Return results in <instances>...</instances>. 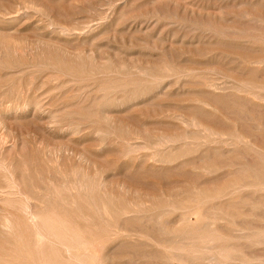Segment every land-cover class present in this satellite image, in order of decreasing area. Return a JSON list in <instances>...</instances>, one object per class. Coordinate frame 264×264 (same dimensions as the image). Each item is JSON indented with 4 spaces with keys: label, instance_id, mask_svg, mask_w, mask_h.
<instances>
[{
    "label": "bare ground",
    "instance_id": "6f19581e",
    "mask_svg": "<svg viewBox=\"0 0 264 264\" xmlns=\"http://www.w3.org/2000/svg\"><path fill=\"white\" fill-rule=\"evenodd\" d=\"M41 1L42 2L40 3L34 2L32 5H30L29 3L28 4L31 8L35 10L41 11L43 13H47L48 15L50 13V16L53 20L50 19L49 23L46 24L47 25L50 24V26L48 27L49 29L52 26L51 24H56V26L58 24V26L55 27V29L53 28L54 30L52 32L54 34L72 36L75 40L76 39L78 40L80 38L83 41L90 42L91 40L92 41H94V39L96 40L99 37V35H103L100 34L99 32L102 29V26L106 25L109 22V18L107 19V16H103L102 18L105 20H102L101 22H97L96 24L89 23V25L83 27L77 26L75 23L74 24L76 26L71 24L68 25L67 23H66L67 25L62 24V21L58 17H56V15L54 16L53 15L54 13L52 14L50 8H48V6L45 5V3L43 2L44 0ZM250 1L252 2L253 0ZM128 2H130V0H122L121 2L120 0L119 1L108 0V6L112 9L111 10L112 13L115 14L114 12L125 7ZM101 3H103V1ZM245 3L242 4L245 5ZM255 4L264 6V0H256ZM178 5L179 4H177V7H180L182 4L180 6ZM188 6L189 7L193 6L191 8L192 11H194V9L196 8V7L194 8V6L196 5L190 4ZM159 7H161V5L153 8L152 10H149L148 13L146 11V13L143 14L144 17L146 16V18L144 19L145 20L148 19V20L146 21L143 20L142 24L139 23L140 24L139 26H137L138 24L136 25L137 27L134 26L138 31L137 33L140 32L142 33V35L144 33L152 35L151 32H153L155 26L162 18L166 20L172 19L173 22H169V23L171 25H174L176 29L181 28L182 24H180L177 21L182 19L179 18L180 12L177 11L179 8L176 9L177 7L175 4H174V8H171L170 6L167 7V5L166 6L164 5L162 8ZM200 7L201 6H199L198 9ZM135 9L137 8L133 7V10ZM249 9L244 8L243 10L241 9L240 12L236 11L237 14L235 16L240 19H244V18L249 19L247 22L250 21L256 27V28L253 27L251 31L246 30L244 28H240L231 23H227L229 17L226 18L227 17L225 16L226 14L225 13L221 14V11H219L220 15L218 17L219 18L218 21L211 20L210 18L202 19V17H200L201 18L200 19L197 16L195 17V15L193 14L194 16L189 17V19L187 20V22L189 21L188 27L190 25V30L191 29H194L193 31H195V29L198 30L199 34L194 35V37L193 35H191L192 36L191 38H186L183 35L180 34L178 35L177 33L178 31L175 32L176 29L174 30L175 33L173 32V34L172 32L170 34V32L167 31L168 33H166V37L162 39L161 46L151 45L152 46L151 50L147 49L149 50L148 52L152 50L159 51L160 52L158 55L159 57H157L159 59L156 58L157 59L156 60L154 58L155 60H150L147 62H141L140 60L128 62L129 60H126L124 58V56L126 55L119 58L116 56L118 52L113 54L110 52V49L109 51L104 50L105 52L97 54V51H95V49L93 48H91L90 50H84L81 49V47H78L77 45H76L77 47L76 46L72 47L70 45H67L69 44L68 40L70 39H65L64 42L68 41V43L65 44L66 42L63 43L64 38H62V43H61V41L56 40L57 37L55 36L54 38L56 39L54 38L52 39L53 36L48 39L44 37L39 38L36 41L34 47V45H27L26 44L27 41L24 42L23 38H17L16 36L10 35L11 32L8 33L7 32L8 30L0 29V68L11 69V72L13 70L15 75L17 73L21 75V73L23 74V72L24 73L27 72L28 75V71L25 70H28L30 66L27 67L28 68L27 69L24 68L23 65L25 63L24 61H26L30 57L29 61L31 62L30 65L32 68L33 67L38 68L39 70L41 67L43 68V66L51 67L53 69L52 71H54L55 74H57L59 77L61 75H66V77L70 75L69 78L71 76L74 77V78L71 77L73 81L74 79L77 80L79 79L80 81L89 78L95 79V85L94 82H92L93 85L95 86L93 87L95 88L96 91L98 90L101 92L100 94V92L97 91L98 94H100L101 96L97 94L100 97L98 98V96L95 95V97L97 96L98 100L94 98V100L95 99L97 100L95 101L97 103L95 105V103L93 102L95 106H92L93 103L91 105L92 107H94V110L91 111L87 110L86 113L78 115L77 117L78 119L73 118L74 121L68 125L69 127L67 129H65L66 131L69 129L67 133L69 132V134L70 133L79 134L81 132L80 130L82 129V128L80 129V127L82 126L81 123L84 121V119L86 120V118L89 117V120L92 119L94 121L96 120L93 123L96 124L93 130L94 133L97 132L103 134L101 141L105 142V140L110 139L109 141L113 142L110 144H114L115 141H117V143L121 142L122 145L125 144V146L123 145L124 146L123 148L124 150L122 152L123 155L131 156V158L133 156V159L137 161V164L140 166V168L142 166L144 167L146 166L149 168L148 170H159L160 173L162 171L165 173V171L168 170H170V172L172 170L174 171L177 169L180 170L190 165L192 166V171H193L192 173H196V175L198 174L199 178L200 177L202 179L205 178L203 181L198 180L200 182H194L191 185L189 184L177 185L176 183L174 184L176 186H174L173 188L169 186L171 190L170 189L168 190V188L167 190H165L166 186L163 187L162 185L163 188L159 186L160 190L158 188L157 189L158 191L154 190L156 189L154 187L153 189L150 187H146L147 185L143 186L139 182V180L133 182L132 180L128 181L126 178H124V179L116 180L115 185L117 186V189H115L116 187L114 186V184H112V180H110L113 177L112 175L113 173L111 174L112 176H110L111 177L110 179L103 177L104 174H101L100 172L101 168L98 167L97 165H94L95 163H93V166H95V170H94V174L92 175L89 171L91 168L90 169L86 168L84 163L82 162V160L87 159L86 158L87 156L85 157L84 153H82L81 155L79 154L80 158L78 157V159H80V162L78 163V165H76L77 164L76 163L73 166H69V164L65 163L66 161L63 162V160L66 159L65 157L66 156L68 157V152L70 151L69 145H67L66 143L60 145H56V143L53 144L54 141L53 142L51 141L53 137L52 139L46 138L41 140H38L39 138L34 140H27L28 138L22 139V137L19 136L16 137V134L14 136V134L13 135L11 134L12 132L10 130H7L6 135L0 134V264H105L107 260L109 261V259H111V257H115L112 256L111 253H113L115 246L116 247L120 246V244L118 243L116 245L117 242L116 240L119 241V239L120 241L122 240L121 242H123L124 244H126L125 242H128L132 247L135 248H141V247L145 248L146 246L147 247L150 246L151 248V246H153L154 248H157V251L160 252L162 256H164V258L166 255L165 253L166 251L171 252L170 254L172 253L174 254L175 251L182 252L181 250H183L185 251V253L188 254L189 257H192L194 261L198 259L199 258L198 256H200L201 254H208L209 255V257L207 258L208 262L223 264L228 259L232 258V254L234 252L236 253V255L239 254L237 253L238 251L237 252L235 251L239 248L237 247V249H235L234 245H230L228 243V241L231 242V240L229 239L230 238L232 239L233 235L231 236L229 233H227L230 236H226L221 232L220 229L221 225L220 226L218 225L220 224L219 222H222V220H218V219L219 218L221 219V217L222 219L223 217H233L235 215L237 217L238 215H243L244 217L245 215L257 216L258 214L257 212L259 211V209L263 210L261 206H259L257 203L259 197H257L258 199L256 197L253 198V195L255 196L256 194H261V196L264 197L263 196L264 195V152L262 151V149L260 150L259 147L257 146L258 143L261 142L258 139L256 140L255 137L257 136L256 134H258V132H260L264 128L262 127L263 125L262 121L264 120H261L259 116L262 122L260 123L258 122L259 119L257 118L258 116L257 110L260 111L261 109H264V78H261L259 74L264 68V56L249 55L252 57L241 56L242 58H240L239 55V58L236 61V63L232 59L234 58L235 60V57L230 56L231 59L228 60L227 63L234 62L236 64V68L241 70L238 71L242 73L241 76L236 77L234 76V74L231 75L227 72H224V70L227 68V66L225 65L227 64H224V66L226 67L225 69H223L224 66H221L223 67L222 68L223 70H221L219 69V67L218 68L214 67V65H212L211 63L202 64V62L200 61L201 64L199 63V65H202V67H197L195 65L196 64L195 62L198 61H194L195 63L194 64L192 61H188L189 60L188 56L186 57L187 61L185 60L186 58L181 60L182 57L180 56V53L182 52L177 50L178 54L176 53V51H174L175 54L171 53L172 51L169 52L165 48L164 44L167 43V42L165 43V40H172V39L176 40V42L174 43L177 44H179V42L183 44L185 39L188 40L187 42H190L191 44L193 43L195 44L201 42L206 43L213 39L215 40L216 38L218 41L221 40L227 41V39H232L233 41L235 40L234 43L236 42V44H238L236 46L240 45L241 48L243 49L246 48L245 49L246 51L253 50L255 51L254 53H256L258 50H264V31H262L263 29L262 27L264 25V15L261 14L260 12H258L260 14L256 13L257 11L253 12L252 11L253 9L252 10ZM9 14L10 13H8V15ZM18 16L19 14L13 16L11 14L9 18L15 19ZM186 16L187 15H185L184 17ZM185 19L187 18H184V20ZM86 24H88V22ZM164 25L165 24H163V26ZM185 27L186 25L183 28ZM135 28L132 30L135 31ZM11 31L14 32L15 30H11ZM146 34L144 36L148 37V35ZM97 35L98 37L96 38ZM37 36L39 37V35ZM130 37L131 35L129 36V38ZM73 38H71L72 41H74ZM134 39L135 41L132 40L133 42L140 41V43L143 44V45L139 44V48H137V50H139L138 52H140L141 55V52L143 53V51H145L144 48L147 47L148 45L147 43L149 42L144 41L141 38L140 40L139 38H137L138 40H136V38ZM214 44L217 43L215 42ZM73 45H75V43ZM170 46L171 45H169V47ZM229 46H233V45H229ZM198 51H199L198 52L199 55L201 54L203 56L204 54H207L206 51L205 52L203 50L202 51L198 50ZM230 54L231 53H229L227 57ZM122 55L123 54L118 56H122ZM223 55L224 54H222V56ZM204 56L206 57L207 55ZM208 56H211V54L210 55L208 54ZM217 59H215V61ZM180 60L182 62L185 61V63L183 62L182 64ZM206 60L208 61L207 58ZM218 60H220V58ZM222 60H224V58H222ZM224 61L221 62L224 63ZM186 62L189 63L187 64ZM190 62H192V64L195 65L196 67L190 64ZM189 64L192 66H189ZM244 70L248 71L245 72L247 74L251 73L254 79L248 78V76H244L245 75L243 74ZM32 72H29V76L32 73L33 75L31 74V76L33 79L35 72L38 71L34 70ZM234 72L235 70L233 71V73ZM238 73L236 71V74ZM263 73L264 72H262V74ZM57 75L56 77H58ZM1 77L3 76H0V80ZM5 77L3 78L5 79ZM30 78H28L27 80H29ZM255 78H259V79L261 78L262 81L258 82V80ZM3 81L2 82L0 81V88L6 86L4 83H7V81L6 82ZM27 83L29 84V81ZM31 83L32 82H30V84ZM87 85L89 86V84ZM93 87L91 88L92 89L91 92L94 91ZM38 88H36V90ZM36 90L33 89V92L30 91L29 93H33V94H31V96L29 94L27 98H18V96L15 97V99H11V100L0 98V126H3L2 128L4 129L7 128V124L11 120H13L12 122L19 123V121L21 120L25 121L26 119L28 120V122L30 121L29 123H33V124L43 123L44 125H50V124L53 125L55 121H57L56 119H59L58 114L60 113L58 112V110L53 109V107L51 106L53 102H51L50 100L52 98H50V96L47 94H46L47 96H45L44 95L45 93L43 94L44 96L42 97L37 96V94L41 92L34 93V91ZM97 92H95V94ZM12 93H14V91ZM161 95H173V96L181 95L183 97L182 98L183 103L181 104L184 107L191 110V112L192 111L193 112L190 114L189 113L186 114L184 111L182 110L180 111L176 109L177 106H175L176 108H173L172 106L168 108L160 106L161 107V108L159 107L160 109L157 110L153 109L151 112L147 110L150 116L151 113H153L154 116L157 117V119L160 120L165 119L164 123L163 120H161L162 123H160L157 120L158 121L157 124L159 123V125L157 126H155L156 125L155 122L153 123L155 125L152 126L149 125L152 128H150L148 125H144L143 123H142L143 125L125 123L117 119L115 114H113L112 112V110L114 109L116 110L117 107L118 108L122 107L123 109H127L133 106L134 104H136V106L138 105L139 107L141 104L145 105L154 102L153 100L156 99L157 97H160ZM226 99L227 100L231 99L235 102L237 101V103L239 102L238 105L240 106V108L236 107L237 108L236 114H234L235 107H228L229 109L221 108L222 102ZM219 104H221V106ZM226 104L223 107H225ZM242 105L245 108L246 106L249 107L248 110L249 109L250 110L246 112L245 110L247 109H245ZM263 111L261 110L260 112ZM229 112H231V114ZM232 113L234 114V116L232 115ZM68 119H71L72 121V118H68ZM240 119H245L251 122L253 121L254 123L252 122L250 126H247L248 128H244L243 127L244 125L243 123H241ZM102 124H104V126ZM54 125L53 127H55ZM57 126L58 124L56 125V127ZM51 129L50 130L53 133V129L55 131V128H51ZM58 129H60V127ZM256 131L258 132L256 133ZM260 135L259 137H261ZM81 138H86V137L82 136ZM257 141L259 142L257 143ZM261 144L264 145L263 142ZM74 145L76 146V144ZM262 145L261 148L264 147ZM29 147L33 149L36 147L41 148L39 149L41 150L42 155L44 156L43 158L46 161L42 157L41 159L45 161L44 163L46 164L45 165L46 169L42 168L41 170L40 168L41 166L38 165L39 163H37V161L39 157H36L38 153L37 155H35L36 154L35 149L33 150L34 151L33 155L31 154L32 158L30 157L29 159L27 157L30 154L25 156L24 153L29 151L28 150ZM245 152L247 153L254 152L256 154L255 156H257V161L255 160L253 161L252 158L249 159L250 161L246 160V162H250V163L253 161L252 164H248L246 162L243 163L242 160L240 159H242L241 157H244L242 153H244L245 155L247 154ZM28 153H32V150L31 152L29 151ZM211 153L215 157L216 156L221 157L222 160L217 161L216 159L217 161L216 162L212 158L211 161V157L213 156L211 155L210 159H207L206 161L205 159L209 158L210 156L209 154ZM22 155L27 157L26 160L25 158H23L24 156ZM71 155L72 154L70 151L69 156ZM198 155L200 157V159L198 160L200 161L201 159H203L204 161V162L202 161L203 163L202 162L197 163V161L195 160V157ZM252 155L253 154H250V158ZM35 159L37 161H35ZM68 160L70 161V159ZM134 161L132 160V162ZM44 163L42 165H44ZM189 169L191 170V168ZM44 170L47 171V174H45ZM235 173L241 178L238 177L234 181V179L231 180L230 177H232V175H234ZM153 176H155V174H153ZM229 178L230 181H228ZM225 179L226 182L224 183L222 182L223 184L219 183V180L223 181ZM176 181H178V179ZM244 191L249 192L250 195L251 194L252 195L250 196L247 193L246 196V194L245 195L243 194ZM252 199L253 200L257 199V200L252 201ZM262 199L263 200L260 202L264 201V198ZM262 204L264 205V202ZM246 205L248 206V209L250 207L249 211L241 209L242 207H246ZM252 208L254 210L258 208L257 209L258 211L254 214L252 213L253 212ZM262 213L264 214V212ZM262 213H260V215L258 216L261 217L263 215ZM116 217H123V219L125 217H131L141 221L142 219L140 218L142 217L143 220L145 218H147L148 220V217L149 219L153 220V218L156 217V219L154 220L160 223L159 226L160 230H158V232H160L159 233L160 235L157 236L153 233H149L146 231L143 232L144 230L140 229L141 226L142 227L144 226L143 224L145 223H143L141 226H138L137 228V230L140 229L141 231L139 232L137 231L133 238L130 236L129 239H131V241H129L127 239L128 238L127 236L126 238L124 235H121L119 233L120 230H118L117 227L115 229H112L113 226L115 227L117 225L115 224L117 220L114 221ZM163 217H179L180 219L178 218L179 222H177L178 224L176 225H171V224L165 225V218L163 220ZM191 217H196V218L194 220L191 219ZM128 219L129 218H127V220ZM206 219L209 220L207 221ZM147 222L150 223L149 220ZM152 223L148 224L147 228L149 225H152ZM159 227H155V228L158 229ZM151 228L149 227V230ZM153 230L154 229H152V231ZM232 230H234V228ZM243 230H249V232L246 231L248 233H244ZM243 230H239V231H243V234L237 235V237L240 240L248 244L251 241L253 246L255 244L254 248L257 247L256 244L263 243L264 229H256L251 231L249 228H245ZM166 235H167L166 242L167 239H169L168 241L170 242V243L167 242V244L165 242ZM176 241L177 242L179 241L180 244H178L179 242L177 243ZM110 242L111 244H113L112 249H110L111 244L110 245L108 244ZM123 243H121V245ZM251 243L249 245H251ZM107 245H109L110 247L109 246L107 247ZM262 246H264V244H262ZM154 248H151V250ZM107 249H109V251H107ZM169 252L167 253L168 257L166 256V258L168 259L167 261H170V264L177 261H178L177 264L178 263L180 264L182 262H184L185 264L188 261V257H184L185 259H187L186 261H184V259L182 260V256H181L182 253L180 252H178V254L175 252V254L172 256L169 255ZM138 253L136 254L135 252L134 257H136ZM141 253L142 252H140L139 255ZM187 254H183V256L184 255L186 256ZM160 255L157 257H160ZM245 256H244V260L247 261L248 260L246 258L247 256L246 257ZM154 258H156V256ZM254 258H257L255 260H258L259 263L263 262V260H261V258L259 257L254 256ZM136 259L138 260V258ZM137 260L136 262L140 263V261ZM131 263H133V261ZM167 263L169 264V262Z\"/></svg>",
    "mask_w": 264,
    "mask_h": 264
},
{
    "label": "rangeland",
    "instance_id": "374dc122",
    "mask_svg": "<svg viewBox=\"0 0 264 264\" xmlns=\"http://www.w3.org/2000/svg\"><path fill=\"white\" fill-rule=\"evenodd\" d=\"M103 1V3H101ZM116 1H119V0H116ZM122 0H120V2H121ZM136 1V2H135ZM142 1V2H141ZM146 1H147V4H146ZM154 1V2H153ZM153 1H149V0H130V2H128L127 3V5L125 6V7H123V8H121V9H119L118 11H116V12H114L115 14H113L112 13V9L108 6V0H44L43 2L45 3V5L46 6H48V8H50V11H52V14L55 16L56 15V17H58L61 21H62V24H68V25H77V26H81V27H83V26H86V25H89V23L90 24H96L97 22H101L102 20H105V19H103L102 17L103 16H107V19L109 18V22L106 24V25H104V26H102V29L104 28V29H106V30H100V34H103V35H99V37H98V35L96 36V40L94 39V41H90V42H88V41H83L82 39H74L72 36H64V35H58V34H54L52 31L55 29V27H57L58 26V24H57V26H56V24H51L52 26L50 27V29L48 28L49 26H50V24L49 25H47L48 23H49V21H50V19L51 20H53L52 18H51V16H50V13H49V15L47 14V13H43V12H41V11H38V10H35V9H33V8H31L30 6H29V4L30 5H32L34 2L35 3H40V2H42L41 0L39 1V0H0V6H1V8H0V29H4V30H8L7 32L8 33H10V35H12V36H16L17 38H23L24 39V42H26L27 41V45H34V47H35V43H36V41L39 39V38H41V37H44V38H51L52 36V39L54 38V36L55 37H57V39L56 38H54V39H56V40H59V41H61V43H62V38H64L63 39V43H65L64 42V40L65 39H70V40H68L69 41V44H67L68 43V41L65 43V44H67V45H70V46H72V47H75L76 45L78 46V47H81V49H84V50H90L91 48H93V49H95V51H97V54L98 53H103V52H105L104 50H106V51H109V49H110V52L111 53H113V54H115L116 52H118V54L116 55L117 57H123L124 55H126V56H124V58L126 59V60H129L128 62H131V61H135V60H140L141 62H147V61H150V60H155L157 57H159L158 55H159V51H155V50H152V51H150V52H148L149 50H151V45H156V46H161L162 45V39L163 38H165L166 37V33H168V32H170V34H171V32H172V34H173V32H174V30L176 29V27L174 26V25H171L169 22H173V20L172 19H164V18H162L158 23H157V25L155 26V29L153 30V32H151V34L153 35H150V34H146V33H144L143 35H142V33H137L138 31L136 30V28L135 27H137V26H139L140 24L139 23H141L142 24V21L143 20H145L144 18H146V16L144 17L143 16V14L144 13H146V11H147V13H148V11L149 10H152L153 8H155V7H158V6H160L161 5V7H159V8H162L164 5L166 6L167 5V7L168 6H170L171 8H174V4L176 5V7H177V4H179L178 6H180L181 4V6L180 7H177L176 9H178L177 11H179L180 13V19H182V20H178L177 22H179L180 24H182V26H181V28H177L176 30H175V32L176 31H178L177 33H178V35L180 34V35H183V36H185L186 38H191L192 36L191 35H193V37H194V35H198L199 34V31L198 30H196L195 29V31H193L194 29H191L190 30V25H189V27H188V24H189V21L187 22V20L189 19V17H191V16H194L195 15V17L197 16L198 18H200V17H202V19L204 18V19H208V18H210L211 20H216V21H218V17H219V15H220V12L219 11H221V14L222 13H225L226 15L225 16H227L226 18H228V20H227V23H231V24H233V25H235V26H238V27H240V28H244V29H246V30H249V31H251V29L253 28V27H255V25H253V23H251L250 21L249 22H247L249 19H240V18H238V17H236L235 15L237 14L236 13V11H238V12H240L241 11V9L243 10L244 8L245 9H249V8H251V9H249V10H252L253 12H256V13H258V12H260L261 14H263L264 15V6L263 5H258V4H255L256 3V0H253L252 2L250 1V0H238V1H236V0H153ZM184 1V2H183ZM193 1V2H192ZM218 1V2H217ZM226 1H227V3H226ZM229 1V2H228ZM239 1H240V3H239ZM141 2V3H140ZM150 4H149V3ZM172 2V3H171ZM176 2H178V3H176ZM236 2V3H235ZM246 2V3H245ZM248 2V3H247ZM29 3V4H28ZM100 3V4H99ZM106 3V4H105ZM154 3V4H153ZM157 3V4H156ZM189 3V4H188ZM221 3V4H220ZM226 3V4H225ZM242 3H245V5L244 4H242ZM91 4V5H90ZM145 4V5H144ZM172 4V5H171ZM187 4V5H186ZM190 4H192V5H196V6H194V11H192V7H189L188 5H190ZM247 4H249V5H247ZM4 5V6H3ZM94 5V6H93ZM105 5V6H104ZM138 7H137V6ZM140 5H143V6H140ZM153 7H151V6ZM213 5V6H212ZM232 5V6H231ZM238 5V6H237ZM241 5V6H240ZM92 6V7H91ZM129 6V7H128ZM147 6V7H146ZM184 6H185V8H184ZM199 6H201L199 9H198V7ZM221 6V7H220ZM247 6V7H246ZM128 7V8H127ZM133 7L135 8H137V9H135V10H133ZM145 7V8H144ZM204 7V8H203ZM223 7V8H222ZM263 9H262V8ZM4 8V9H3ZM5 8H6V10H5ZM20 10H19V9ZM97 8V9H96ZM108 8V9H107ZM149 8H151V9H149ZM209 8V9H208ZM219 8V9H218ZM221 8V9H220ZM261 8V9H260ZM18 9V10H17ZM90 9V10H89ZM126 9V10H125ZM148 9V10H147ZM122 12H121V11ZM136 10H138V11H136ZM218 10V11H217ZM233 10V11H232ZM259 10V11H258ZM262 10V11H261ZM18 11V12H17ZM201 11V12H200ZM229 11V12H228ZM12 12H15V13H12ZM16 12H17V14H19V16L17 17V18H15V19H12V18H9V16H11V14H12V16L13 15H17L16 14ZM120 12V13H119ZM124 12V13H123ZM231 12V13H230ZM233 12V13H232ZM8 13H10L9 15H8ZM107 13V14H106ZM110 13V14H109ZM142 13V14H141ZM211 13V14H210ZM214 13V14H213ZM235 13V14H234ZM260 13H258V14H260ZM106 14V15H105ZM110 16H109V15ZM132 14H133V16H132ZM194 14V15H193ZM202 14V15H201ZM233 14V15H232ZM101 15V16H100ZM114 15V16H113ZM123 15V16H122ZM128 15V16H127ZM182 15V16H181ZM185 15H187L186 17H184ZM229 15V16H228ZM7 16V17H6ZM117 16H118V18H117ZM119 16H120V18H119ZM126 16V17H125ZM234 16V17H233ZM44 17H46V18H44ZM48 17H49V19H48ZM72 17H73V19H72ZM101 17V18H100ZM114 17V18H113ZM124 17V18H123ZM147 17H150V16H147ZM5 18V19H4ZM90 18V19H89ZM123 18V19H122ZM184 18H187V19H185L184 20ZM234 18V19H233ZM20 19V20H19ZM24 19V20H23ZM96 19V20H95ZM99 19V20H98ZM114 19V20H113ZM118 19H120V20H118ZM129 19V20H128ZM201 19V18H200ZM232 19V20H231ZM7 20H9V21H7ZM11 20V21H10ZM46 20V21H45ZM95 20V21H94ZM146 20H148V19H146ZM145 20V21H146ZM164 21V23H163V21ZM171 20V21H170ZM24 21V22H23ZM66 21V22H65ZM127 21V22H126ZM162 21V22H161ZM167 21V22H166ZM232 21V22H231ZM235 21V22H234ZM23 24H22V23ZM77 22H79V23H77ZM88 22V24H86ZM91 22H94V23H91ZM244 22V23H243ZM47 23V24H46ZM75 23V24H74ZM83 23V24H82ZM160 23V24H159ZM240 23V24H239ZM246 23V24H245ZM45 24V25H44ZM66 24V25H67ZM81 24V25H80ZM85 24V25H84ZM138 24V25H137ZM163 24H165L164 26H163ZM184 24V25H183ZM249 24V25H248ZM43 25H44V27H43ZM75 25V26H76ZM137 25V26H136ZM186 25V27L185 28H183L184 26ZM59 26H61V25H59ZM63 26V25H62ZM111 26H113V27H111ZM135 26V27H134ZM166 26H168V27H166ZM12 27V28H11ZM46 27V28H45ZM106 27V28H105ZM128 27V28H127ZM171 27V28H170ZM52 28V29H51ZM54 28V29H53ZM135 28V31H133L132 29H134ZM166 28V29H165ZM256 28V27H255ZM263 28V29H262ZM261 29H262V31H264V25H263V27H262ZM19 31H17V30ZM112 29V30H111ZM159 30V31H157V30ZM164 29V30H163ZM11 30H15L14 32L13 31H11ZM172 30V31H171ZM185 30V31H184ZM102 31H104V32H102ZM155 31V32H154ZM161 31V32H160ZM166 31V32H165ZM168 31V32H167ZM254 31V30H253ZM52 33V35H51V33ZM131 32V33H130ZM133 32V33H132ZM158 32V33H157ZM174 32V33H175ZM23 33V34H22ZM98 33V34H99ZM107 33V34H106ZM135 33H137V34H135ZM163 33V34H162ZM190 33V34H189ZM193 33V34H192ZM16 34V35H15ZM131 35V37L129 38V36ZM140 34V35H139ZM148 35V37H146V36H144V35ZM155 34V35H154ZM157 34H158V37H157ZM165 34V35H164ZM187 34V35H186ZM37 35H39V37L37 36ZM43 35H46V36H43ZM133 36V37H132ZM15 37V38H16ZM61 38V39H60ZM71 38H73L74 39V41H72L71 40ZM134 38H136V40H138L137 38H139V40H140V38L141 39H143L144 41H148L149 43H147L148 45H147V47L146 48H144L145 49V51H143V53L141 52V55H140V52H138L139 50H137V48H139V44H141V45H143L142 43H140V41H138V42H133V41H135V39ZM156 38V39H155ZM130 39V40H129ZM152 39H155V40H152ZM161 39V40H160ZM171 39V38H170ZM133 40V41H132ZM165 40V39H164ZM31 41H33V42H31ZM83 41V42H82ZM188 40L187 39H185V41H184V43L183 44H181L180 42H179V44H177V43H174V42H176V40H174V39H172V40H165V43L166 44H164L165 45V48L169 51V52H171V53H174L175 54V52L174 51H176V53L178 52V51H180V52H182V53H180V56L182 57H180L181 58V60H183L184 58H186L187 56H188V58H189V60L188 61H192L193 63H194V61H198V62H195L194 64L197 66V67H202V65H199V63L201 64V62H202V64H204V63H211L212 65H214V67H216V68H218L219 67V69H221V70H223V69H225L226 67L225 66H227V68L224 70V72H227V73H229V74H231V75H233L234 74V76H241L242 75V73L240 72L241 70L240 69H237L236 68V61L238 60V58H239V55H240V58H242V57H252L253 55L255 56V55H257V56H264V50H258L256 53H254L255 51H251V50H248V51H246L245 49H243V48H241V46L239 45V46H236V45H238V44H236V42L234 43V41L232 40V39H227V41H223V40H221V41H218L216 38H215V40L213 39V40H211V41H209V42H201V43H193V44H191L190 42H187ZM206 41H208V40H206ZM213 41V42H212ZM85 42V43H84ZM217 43V44H214V43ZM75 43V45H73ZM93 43V44H92ZM174 43V44H173ZM208 43H211V44H208ZM231 43V44H230ZM79 44V45H78ZM133 44V45H132ZM171 45L170 47H169V45ZM187 44V45H186ZM189 44V45H188ZM205 44V45H204ZM233 45V46H229V45ZM93 45V46H92ZM191 45V46H190ZM195 45V46H194ZM228 45V46H227ZM76 46V47H77ZM91 46V47H90ZM174 46V47H173ZM184 46V47H183ZM217 46V47H216ZM90 47V48H89ZM118 47V48H117ZM149 47V48H148ZM189 47V48H188ZM196 47H197V49H196ZM203 47V48H202ZM231 47V48H230ZM236 47V48H235ZM112 48V49H111ZM121 48V49H120ZM173 48V49H172ZM182 49V50H180V49ZM204 48H205V50H204ZM238 48H240V49H238ZM119 49V50H118ZM147 49H149V50H147ZM184 49V50H183ZM211 49V50H210ZM241 49H243V50H241ZM178 50V51H177ZM197 50V51H196ZM198 50H203L204 52L206 51L207 52V54H204V55H207L206 57L203 55H199V51ZM217 50V51H216ZM225 50V51H224ZM125 51V52H124ZM186 51V52H185ZM214 51V52H213ZM124 52V53H123ZM152 52H153V54H152ZM158 52V53H157ZM185 52V53H184ZM240 52H241V54H240ZM243 52H245V53H243ZM247 52V53H246ZM137 53V54H136ZM145 53V54H144ZM184 53V54H183ZM190 53V54H189ZM229 53H231L228 57H229V59H228V57H227V55L229 54ZM252 53V54H251ZM121 54H123L122 56H118V55H121ZM178 54V53H177ZM208 54L210 55L211 54V56H208ZM213 54V55H212ZM222 54H224L223 56H222ZM259 54H261V55H259ZM140 55V56H139ZM144 55V56H143ZM147 55V56H146ZM184 55V56H183ZM197 55V56H196ZM249 55H252V56H249ZM190 56H193V57H190ZM215 56V57H214ZM219 56V57H218ZM235 57V60H234V58H232L233 59V61L235 62H231V63H227V61L228 60H230L231 59V57ZM238 56V57H237ZM242 56V57H241ZM129 57V58H128ZM146 57V58H145ZM197 57V58H196ZM202 57V58H201ZM27 58H28V56H27ZM134 58V59H133ZM142 58V59H141ZM155 58V59H154ZM196 58V59H195ZM204 58V59H203ZM206 58L208 59V61L206 60ZM209 58H211V59H209ZM220 58V60L221 61H224V63L223 62H221L220 60H218V59ZM222 58H224V60H222ZM29 59H30V57L26 60V61H24L25 63H26V65H25V63H24V65H23V67L24 68H27V67H29V69L28 70H25V71H28V75H27V72H23V74L21 73V75L20 74H16L15 75V73L13 72V70H12V72H11V69H5V68H0V76H3V77H5V79L3 78V77H1V82L3 81V82H6L7 81V83H4L6 86H3L2 88H0L1 89V91H0V98L1 99H6V100H11V99H15V97H17L18 96V98H27L28 96H29V94H30V96H31V94H33V93H29L30 91H32L33 92V89L34 90H36V88H38L36 91H34V93L35 92H41V93H39V94H37V96H47V95H49L50 96V98H52L50 101L51 102H53L52 104H51V106L53 107V109H55V110H58V112L60 113V114H58L59 116H58V118L59 119H56L57 121H55V127H53V125L52 124H50V125H44L43 123H37V124H33V123H29L28 122V120H26L25 119V121L24 120H21V121H19V123H16V122H12L13 120H11V121H9L8 122V124H7V128H2L3 126H0V134H2V135H6V133H7V130H10L12 133V135L14 134V136H15V134H16V137H22V139H26V138H28L27 140H34V139H38V140H41V139H52V137H53V139L51 140L52 142H53V144L54 143H56V145H60V144H67V145H69V148H70V151H71V156H69L70 155V151L68 152V157L66 156L65 158L66 159H64L63 160V162H65L66 164H69V166H73V165H75L76 163V165H78V163L80 162V159H78V157L80 158V156H79V154L81 155L82 153H84V155H85V157L87 158L86 160H82V162L84 163V165H85V167L86 168H88V169H90L89 171H90V173L93 175L94 174V170H95V166H93V163H95L94 165H97L98 167H100L101 168V174H104L103 175V177H106V178H108V179H110L111 177L110 176H112L113 175V177L110 179V180H112V184H114V186L116 187L115 189H117V186L115 185L116 184V180H119V179H124V178H126L128 181H138L139 180V182L144 186V185H147L146 187H150V188H156V189H154V190H157L158 188H159V190H160V187L161 188H163L164 186H166L165 187V190H167V188H168V190L170 189L171 190V188H173L174 186H176V185H174V184H176L177 183V185H186V184H189V185H191L192 183H194V182H200V181H203L205 178H199V176H198V174L196 175V173H192L193 171H192V166H186L185 168H183V169H177V170H179V171H177V170H172L171 172H170V170H168V171H165V173L162 171L161 173L163 174H161L160 172H159V170H148L149 168L148 167H144V166H142L141 168H140V166L137 164V161L135 160V159H133V156H132V158H131V156H124L123 155V148H124V146H125V144H123L122 145V143L121 142H118L117 143V141H115V145L114 144H110V143H113V142H111V141H109L110 139H107V140H105V142H102L101 141V138L103 137V134H100V133H94V130H93V128H94V126L96 125V124H93L95 121L92 119V120H89V117H87L86 118V120L84 119V121L81 123V127H80V133L78 134V133H73V134H69V132L67 133V131H69V129L66 131L65 129H67L69 126V124H71L74 120H73V118H77L78 117V115H81V114H83V113H86L87 112V110L88 111H91V110H94V107H92V106H95L96 105V103L97 102H95V101H97L98 99H97V96L98 95H100L101 94V92L100 91H98V92H100V94H98V92L95 90V79L93 78V79H91V78H89V79H86V80H77V79H74V81H73V79L72 78H74V77H70L69 78V76H67L66 77V75H61V74H59V75H61L60 77L57 75V74H55V72L54 71H52L53 69L51 68V67H46V66H43V68L41 67L39 70H38V68H32L31 67V62L29 61ZM131 59V60H130ZM157 59H159V58H157ZM156 59V60H157ZM213 59H214V61H213ZM215 59H217L216 61H215ZM180 60V61H181ZM186 61H187V58L185 59ZM205 60V61H204ZM201 61V62H200ZM211 61V62H210ZM219 63H218V62ZM184 63H185V61H183ZM183 62L181 61V63L183 64ZM192 62H190V64H192ZM187 63V62H186ZM189 63V62H188ZM187 63V64H188ZM186 64V65H187ZM189 64V66H192V65H190ZM217 64V65H216ZM223 64V65H222ZM224 64H227V65H225L224 66ZM234 64V65H233ZM185 65V64H184ZM195 65H193V66H195ZM216 65V66H215ZM188 66V65H187ZM195 66V67H196ZM221 66H224V68L223 67H221ZM45 67H46V69H45ZM32 68V69H31ZM223 68V69H222ZM44 69V70H43ZM233 69V70H232ZM31 70V71H30ZM34 70H36V71H38V72H35V74H34V77H33V79H32V76H31V74L33 73L32 71H34ZM229 72H228V71ZM232 72H231V71ZM235 70V72L233 73V71ZM238 70H240V71H238ZM42 71V72H41ZM236 71H237V73L238 74H236ZM250 71V70H249ZM261 71V70H260ZM259 71V72H260ZM29 72H32L31 74H30V76H29ZM245 72H248L247 70H244V73L243 74H245L244 76H248V78H252V79H254V77H252V75H251V73L250 74H247V73H245ZM262 72H264V68L262 69V71H261V73H259L260 74V77L261 78H264V73L262 74ZM47 73H49V74H47ZM7 74H8V77H7ZM37 74V75H36ZM47 74V75H46ZM5 75V76H4ZM33 75V74H32ZM36 75V76H35ZM52 75H55V76H52ZM56 75L60 78H58V77H56ZM250 75H251V77H250ZM27 76H28V78H30L29 80H27L28 78H27ZM36 77V78H35ZM24 78V79H23ZM222 78V77H221ZM259 79V78H255V79H257L258 80V82L260 81H262V79ZM10 79V80H9ZM36 79V80H35ZM68 79V80H67ZM71 79H72V81H71ZM32 80V81H31ZM63 80V81H62ZM75 80H76V82H75ZM256 80V81H257ZM20 81V82H19ZM29 81V84L27 83ZM71 83H70V82ZM30 82H32L31 84H30ZM65 82H67V83H65ZM83 82H85V83H83ZM92 82H94V85H93V83ZM41 85H40V84ZM57 83V84H56ZM60 83V84H59ZM62 83H63V85H62ZM15 84V85H14ZM43 84V85H42ZM87 84H89V86L87 85ZM90 84H92V85H90ZM27 85V86H26ZM57 85V86H56ZM59 85V86H58ZM64 87H62V86ZM72 85V86H71ZM26 86V87H25ZM37 86V87H36ZM84 86H87V87H84ZM94 86V87H93ZM36 87V88H35ZM56 87V88H55ZM71 87V88H70ZM94 88V91L95 92H97L96 94H95V92L93 91V92H91L92 91V89L91 88ZM41 88V89H40ZM50 88V89H49ZM79 88H81V89H79ZM5 89H7V90H5ZM70 91H69V90ZM74 89V90H73ZM25 90H27V91H25ZM29 90V91H28ZM60 90V91H59ZM64 90V91H63ZM14 91V93H12ZM66 91V92H65ZM90 91V92H89ZM58 92V93H57ZM2 93H4V94H2ZM21 93V94H20ZM45 93V94H44ZM67 95H66V94ZM77 93V94H76ZM86 93V94H85ZM15 94H17V95H15ZM44 94V95H43ZM47 94V95H46ZM59 94H60V96H59ZM62 94V95H61ZM98 94V95H97ZM102 94H103V92H102ZM56 95V96H55ZM72 95V96H71ZM74 95V96H73ZM76 95V96H75ZM85 95V96H84ZM92 95H93V97H92ZM95 95H97L96 97H95ZM121 95V94H120ZM3 96V97H2ZM48 96V97H49ZM62 96V97H61ZM69 96H71V97H69ZM88 96V97H87ZM101 96V95H100ZM164 96H165V98H164ZM180 96V97H179ZM161 95L160 97H157L158 98V100H157V98L156 99H154L153 101L154 102H151V103H148V104H139L140 106L138 107V105L136 106V104H134L133 106H131L130 108H127V109H123L122 107H120V108H116V110L114 109V110H112V112H113V114H115V116H116V118L117 119H119V120H121V121H123V122H125V123H129V124H139V125H155V126H157V125H159V123L157 124V122L159 121L160 123H162V121L161 120H163V119H157V117H155L154 116V114L153 113H151V116L148 114V112H147V110L149 111V112H151L153 109H160L161 107H166V108H168V107H173V108H176L175 106H177V108L176 109H178V110H182V111H184L186 114H190V113H192L191 112V110H189L188 108H186V107H184L181 103H183V101H182V96L181 95ZM69 97V98H68ZM58 98H60V99H58ZM83 98V99H82ZM93 98V99H92ZM94 98H96L95 100H94ZM98 98H100L99 96H98ZM58 99V100H57ZM78 99V100H77ZM82 100V102H81V100ZM181 99V100H180ZM55 100V101H54ZM80 100V101H79ZM87 100V101H86ZM90 100V101H89ZM93 100V101H92ZM167 100V101H166ZM170 100V101H169ZM76 101V102H75ZM92 101V102H91ZM162 101V102H161ZM164 101V102H163ZM166 101V102H165ZM182 101V102H181ZM226 101V102H225ZM232 102V103H230V102ZM80 102V103H79ZM95 103V105H94V103ZM168 102V103H167ZM174 102V103H173ZM225 102V103H224ZM233 102H234V104H233ZM76 103V104H75ZM92 103H93V105H92ZM156 103V104H155ZM167 103V104H166ZM170 103V104H169ZM224 103V104H223ZM227 103V104H226ZM237 101L235 102V101H233V100H231V99H229V100H224L223 102H222V109L223 108H227V109H229L228 107H235V110H234V114H236V112H237V108L236 107H239L240 108V106L238 105L239 104V102L237 103ZM54 104V105H53ZM58 104V105H57ZM60 104V105H59ZM89 104V105H88ZM155 104V105H154ZM226 104V106L225 107H223L224 105ZM236 104V105H235ZM71 105V106H70ZM92 105V106H91ZM166 105V106H165ZM167 105H169V106H167ZM174 105V106H173ZM220 106H221V104H219ZM231 105V106H230ZM234 105V106H233ZM238 105V106H237ZM57 106V107H56ZM87 106V107H86ZM150 106V107H149ZM161 106V107H160ZM179 106V107H178ZM243 106V105H242ZM84 107V108H83ZM91 107H92V109H91ZM160 107V108H159ZM181 107H182V109H181ZM244 107V106H243ZM58 108H60V109H58ZM82 108V109H81ZM87 108V109H86ZM131 108H133V109H131ZM185 108V109H184ZM245 108V107H244ZM248 108L249 107H247L246 106V108L245 109H247V110H245L246 112L247 111H249L248 110ZM118 109H119V111H118ZM226 109V110H227ZM125 110H126V112H125ZM136 110V111H135ZM225 110V109H224ZM262 111L264 110V109H261ZM260 110V111H261ZM73 111V112H72ZM124 111V112H123ZM129 111V112H128ZM259 110H257V118L259 119H257L258 120V122H260V123H262L263 122V125H262V127H264V121H262L261 122V120H264V111L263 112H258ZM62 112V113H61ZM117 112H119V113H122V114H119V113H117ZM245 112V113H246ZM69 113V114H68ZM117 113V114H116ZM127 114V116H126V114ZM128 113H130V114H128ZM132 113V114H131ZM230 114H231V112H229ZM232 113V115L234 116V114ZM260 115H259V114ZM77 114V115H76ZM138 114V115H137ZM153 114V115H152ZM254 114V113H253ZM255 114H256V111H255ZM254 114V115H255ZM67 115V116H66ZM135 115H136V117H135ZM69 116H71V117H69ZM72 116H74V117H72ZM126 116V117H125ZM142 118H140V117ZM259 116H260V118H261V120H260V118H259ZM132 117H133V119H132ZM153 117H154V119H153ZM68 118H72V121H71V119H68ZM129 118V119H128ZM64 119H66V120H64ZM78 119V118H77ZM135 119V120H134ZM141 119V120H140ZM88 120V121H87ZM158 120V121H157ZM165 120V119H164ZM163 120V123L165 122ZM241 120V123H243V127L244 128H248L247 126H250V124L253 122H251V121H247V120H245V119H240ZM86 121V122H85ZM147 121V122H146ZM58 122V123H57ZM88 122H90V123H88ZM155 122V124H153ZM27 123V124H26ZM67 123V124H66ZM143 123V124H142ZM240 123V124H241ZM254 123V122H253ZM58 124V126L56 127V125ZM67 126H66V125ZM87 124V125H86ZM93 125V126H92ZM103 126H104V124H102ZM88 126V127H87ZM151 126H149L150 128H152ZM161 126V125H160ZM30 127V128H29ZM60 127V129H58ZM51 128H55V131H54V129H53V133L51 132ZM83 128H84V130H83ZM3 129V130H2ZM15 129V130H14ZM23 129V130H22ZM45 129V130H44ZM51 129V130H50ZM92 129V130H91ZM14 130V131H13ZM58 130V131H57ZM61 130H64V131H61ZM90 130H91V132H90ZM50 131V132H49ZM65 131H66V134H65ZM261 131H262V133H261ZM260 132H258V131H256V133L258 132V134H256L257 136H255L256 137V140L258 139V140H260V142L262 143L263 142V144H264V128L261 130ZM15 132V133H14ZM44 132V133H43ZM62 132V133H61ZM84 132V133H83ZM90 134V136H89V134ZM94 133V134H93ZM260 133H261V135H260ZM36 136H35V135ZM45 134V135H44ZM47 134V135H46ZM56 134V135H55ZM100 135V137H99V135ZM92 135H94V136H92ZM259 135L261 136V137H259ZM25 136H27V137H25ZM86 137V138H81V137ZM263 136V137H262ZM91 137H93V138H91ZM254 137V138H255ZM30 138V139H29ZM62 138V139H61ZM68 138V139H67ZM76 138V139H75ZM100 138V139H99ZM59 139V140H58ZM66 139V140H65ZM78 139V140H77ZM87 141H86V140ZM58 140V141H57ZM79 140H80V142H79ZM94 140V141H93ZM62 141V142H61ZM72 141V142H71ZM77 141V142H76ZM86 141V142H85ZM91 141V142H90ZM106 141H108V142H106ZM76 142V143H75ZM85 142V143H84ZM259 141H257V143H258ZM82 143V144H81ZM93 143V144H92ZM109 143V144H108ZM256 143V144H257ZM261 143H258V147H259V149L261 150L262 149V151L264 152V147L263 148H261ZM74 144H76V146L74 145ZM82 146H81V145ZM106 146H105V145ZM120 144V145H119ZM260 144V145H259ZM73 145V146H72ZM103 145V146H102ZM110 145V146H109ZM118 145V146H117ZM105 146V147H104ZM262 146H264V145H262ZM89 147V148H88ZM107 147V148H106ZM111 147V148H110ZM117 149H116V148ZM122 147V148H121ZM40 147H36V148H34L35 150H36V154L35 155H37V153H38V155L36 156V157H39L38 158V161L35 159V161H37V163H39L38 165H40L41 167V170H42V168L44 169L46 166V164L44 163L46 160L43 158L44 156L42 155V152H41V148L39 149ZM78 148V149H77ZM122 150H121V149ZM33 148H31V147H29L28 148V150L31 152V150H32V153H28L29 151H25L26 153H24L25 154V156H27L28 154H30V155H28L27 157L30 159V157L32 158V155H33V153H34V150ZM40 151H38V150ZM96 149V150H95ZM93 150V151H92ZM120 150V151H119ZM87 151V152H86ZM114 151V152H113ZM73 152H74V154H73ZM95 154H94V153ZM97 152V153H96ZM41 153V154H40ZM90 153V154H89ZM99 153V154H98ZM105 153V154H104ZM245 153H247V152H245ZM32 154V155H31ZM78 154V155H77ZM101 154V155H100ZM104 154V155H103ZM120 156H119V155ZM243 154V156L244 157H241L242 159H240V160H242V162L243 163H245L246 162V160L247 161H250L249 159H252L253 161L255 160V161H257V156H255L256 154L254 153V152H251V153H247L246 155L244 154V153H242ZM250 154H253L252 156H251V158H250ZM39 155H41V156H39ZM92 155V156H91ZM95 155V156H94ZM210 156H209V158H206L205 160L207 161V159H210V157H211V155H213L212 153L211 154H209ZM22 156H24V155H22ZM23 157V158H25V160H26V158L27 157ZM76 156V157H75ZM214 156V155H213ZM211 157V161H212V158H213V160H215L216 161V159H217V161L218 160H222V158L221 157H218V156H214V157ZM41 157L45 160V161H43V159H41ZM199 157V155L198 156H196L195 157V160L197 161V163H200V162H202L203 161V159H201L200 161L198 160V159H200V157ZM22 158V159H23ZM74 158H77V159H74ZM123 158V159H122ZM130 158V159H129ZM197 158V159H196ZM233 158H234V156H233ZM22 159H21V161H22ZM68 159H70V161L68 160ZM132 160L134 161V162H132ZM251 160V161H252ZM73 161V162H72ZM76 161V162H75ZM216 161V162H217ZM252 161V162H253ZM132 164H131V163ZM204 162V161H203ZM202 162V163H203ZM252 162L250 163V162H246V163H248V164H252ZM36 163V162H35ZM34 163V164H35ZM36 163V164H37ZM44 163V165H42ZM125 163V164H124ZM129 163V164H128ZM121 164V165H120ZM148 164V163H147ZM131 165V166H130ZM135 165V166H134ZM137 166V167H136ZM148 166V165H147ZM126 167V168H125ZM189 168H191V170L189 169ZM46 169V168H45ZM103 169V170H102ZM124 169H126V170H124ZM144 169V170H143ZM108 170V171H107ZM134 170V171H133ZM139 170V171H138ZM184 170V171H183ZM191 172H190V171ZM45 171V174H47V171L46 170H44ZM92 171V172H91ZM186 171V172H185ZM103 172V173H102ZM132 172V173H131ZM133 172H135V173H133ZM146 172V173H145ZM155 172V173H154ZM174 172V173H173ZM113 173V174H112ZM175 173H176V175H175ZM237 173V172H236ZM234 174V175H232V177H230L231 178V180L232 179H234V181L239 177L237 174ZM112 174V175H111ZM153 174H155V176H153ZM183 174H185V175H183ZM192 174V175H191ZM141 175V176H140ZM196 175V176H195ZM124 176V177H123ZM140 176V177H139ZM179 176V177H178ZM235 176V177H234ZM122 177V178H121ZM137 177H139V178H137ZM234 177V178H233ZM163 178H165V179H163ZM199 178V179H198ZM230 178H229V180L228 181H230ZM239 178H241V177H239ZM178 179V181H176ZM189 179V180H188ZM191 179V180H190ZM115 180V181H114ZM179 180H180V182H179ZM188 180V181H187ZM198 180H200V181H198ZM154 181V182H153ZM182 181V182H181ZM185 181V182H184ZM221 181V182H220ZM174 182V183H173ZM184 182V183H183ZM191 182V183H190ZM224 183V182H226V179L225 180H219V183ZM146 183V184H145ZM149 183V184H148ZM157 183V184H156ZM222 183V184H223ZM162 185H163V187H162ZM160 186V187H159ZM169 186L171 187V188H169ZM158 191V190H157ZM245 192V191H244ZM243 192V194L245 195L246 194V196H247V193L250 195V193L249 192H245L244 193ZM249 195H248V197H249ZM252 195V194H251ZM250 195V196H251ZM264 196V195H263ZM254 197H259V200H257V199H254V200H257V203H258V205L259 206H261V208L264 210V205L262 204L263 202H260V201H262L263 199L262 198H264V197H262L261 196V194H256L255 196L253 195V198ZM262 197V198H261ZM253 199H252V201H254ZM262 205H261V204ZM242 204V203H241ZM258 208H260V207H258ZM257 208V209H258ZM241 209H244V210H246V211H249L250 210V207H249V209H248V206L246 205V207H242ZM257 209H253L252 208V210H253V212L252 213H256L258 210ZM260 210L261 209H259V211L257 212L258 214H257V216L256 215H251V216H248V215H245V217L243 216V215H238V217L235 215V216H233V217H223V219H222V217H221V219L219 218L218 220H222V222H219L218 224V226H220V229H221V232L223 233V234H225L226 236H232L233 235V237H232V239L230 238L229 240H231V242L230 241H228V243L230 244V245H234L235 246V249H237V247L239 248V249H237V250H235L237 253H239V254H237L236 255V253L234 252L233 254H232V258L231 259H228L226 262H224L223 264H238V262H239V264H263L264 263V246H262V244H264V241H263V243L262 244H256V248H254L255 247V244H254V246H253V244L251 243V241L249 242V244L251 243V245H249L248 243H246V242H244V241H242V240H240L238 237H237V235H239V234H243V231H244V233H248L249 232V230H243V229H245V228H249L251 231L252 230H256V229H264V214L262 213V212H264L263 210H261V212H260ZM255 211V212H254ZM260 213H262L263 215L261 216V217H259L258 215H260ZM119 218H121V219H119ZM127 218H129L128 220H127ZM145 218V217H144ZM151 218V217H150ZM153 218V217H152ZM164 218H165V225L166 224H168V225H176V224H178L177 222H179V217H163V220H164ZM179 218V219H178ZM195 218L196 217H191V219H194L195 220ZM212 218H215V217H212ZM119 219V220H118ZM140 219H142V221L141 220H138V219H136V218H131V217H125L124 219H123V217H116V219H114V221L115 220H117L116 222H115V224H117L115 227L113 226V228L112 229H115L116 227H117V229L118 230H120V234L121 235H124L129 241H131V239H129L130 238V236L133 238L134 236H135V234H136V232L138 231H141L142 229L144 230L143 232H149V233H153V234H155V235H160L159 233L160 232H158V230H160V223H158L157 221H155L154 219H156V217L155 218H153V220L152 219H149V217H148V220H149V222L150 223H148L147 221V218H145L144 220H143V217L142 218H140ZM231 219V220H230ZM153 221V223L154 222H156V223H152V221ZM207 221L209 220V219H206ZM227 220H228V222H227ZM230 220V221H229ZM114 221H113V223H114ZM137 221V222H136ZM139 221V222H138ZM142 223H141V222ZM145 221V222H144ZM232 221V222H231ZM125 222V223H124ZM146 222H147V225L148 224H151L152 223V225H149L148 226V228H147V225H146ZM218 222V221H217ZM216 222V223H217ZM122 223V224H121ZM129 223V224H128ZM131 223V224H130ZM140 223V224H139ZM143 223H145V224H143ZM159 225H158V224ZM235 223V224H234ZM119 224V225H118ZM124 224V225H123ZM137 224V225H136ZM144 225L143 227L141 226V225ZM156 224H157V226H156ZM133 225H135V226H133ZM154 225V226H153ZM249 225V226H248ZM138 226H141L140 227V229L139 230H137V228H138ZM153 226V227H152ZM217 226V227H218ZM225 226V227H224ZM120 227V228H119ZM149 227L151 228L150 230H149ZM155 227H159L158 229L157 228H155ZM236 227V228H235ZM132 228V229H131ZM229 228V229H228ZM234 228V230H232ZM152 229H154L153 231H155V232H153L152 231ZM235 229H237V230H235ZM135 230V231H134ZM239 230H243V231H239ZM134 231V232H133ZM229 231H231V232H229ZM246 231H248V232H246ZM122 232V233H121ZM157 233V234H156ZM227 233H229V234H227ZM235 233V234H234ZM126 234H128V235H126ZM138 234V233H137ZM133 235V236H132ZM166 237H167V235L165 236V242H166ZM236 237V238H235ZM235 239V240H234ZM239 239V240H238ZM169 239H167V242H169L168 241ZM117 242H116V245H117V243L118 244H120V246L119 247H114V251H113V253H111V255L112 256H115V257H111V259H109V261L107 260V262L105 263V264H133L134 262V264H168L167 262H169V264H170V261H167L168 259L166 258V256L168 257V255H167V253L169 252V251H166V249H165V253H166V255H165V258H164V256H162V254L160 253V252H158L157 251V248H154L153 246H151V248H154V249H152L151 250V248H150V246H146L145 248L144 247H141V248H135V247H132L128 242H125L126 244H124L123 242H121L120 241V239H119V241L118 240H116ZM124 241V240H123ZM239 241V242H238ZM119 242H121V243H123L122 245H121V243H119ZM167 242H166V244H167ZM177 242V241H176ZM179 242V241H178ZM177 242V243H178ZM113 243V242H112ZM170 243V242H169ZM174 243H175V241H174ZM241 244V246H240V244ZM246 243V244H245ZM109 245L111 244V242L110 243H108ZM115 244V243H114ZM178 244H180V242L178 243ZM226 244H227V242H226ZM228 244V245H229ZM249 246H248V245ZM109 245H107V247L109 246ZM126 245V246H125ZM175 245H177V244H175ZM111 246V247H110ZM109 247H110V249H112V247H113V244H111ZM252 246V247H251ZM250 247V248H249ZM133 248V249H132ZM137 250H135V249ZM149 248H150V250H149ZM117 249V250H116ZM244 249V250H243ZM142 250V251H141ZM144 250V251H143ZM250 250H251V252H250ZM107 251H109V249H107ZM106 251V252H107ZM131 251H134V252H131ZM182 252H180V251H175L177 254H178V252H180V253H182V255L181 254H179V255H181L182 256V260L184 259V261H186L187 259H185L184 257H188V261L185 263V264H206V262H207V264H222V263H211V262H208V257H209V255L208 254H201L200 256H198L199 258V260L198 259H196L195 261H194V259L192 258V257H189L188 256V254L187 253H185V251H183V250H181ZM118 252V253H117ZM136 252V254L139 252H142L140 255H139V253H138V255L137 256H140V257H137L136 256V254H135V256L136 257H134V253ZM175 252H174V254H175ZM115 253V254H114ZM145 255H144V254ZM151 253V254H150ZM156 253V254H155ZM161 255H160V254ZM171 252H169V255H174L173 253L172 254H170ZM254 253V254H253ZM143 254V255H142ZM155 254V255H154ZM183 254H187L186 256L184 255L183 256ZM252 254V255H251ZM142 255V256H141ZM160 255V257H157V256H159ZM199 255V254H198ZM247 257H246V256ZM257 255V256H256ZM123 256V257H122ZM150 256V257H149ZM156 256V258H154ZM201 256H202V258H201ZM234 256V257H233ZM244 256L248 259L247 261L246 260H244ZM252 256H253V259H252ZM254 256L255 257H259V258H261V260H263V262H260L259 263V261L258 260H255V259H257V258H254ZM142 257V258H141ZM163 257V258H162ZM243 257V258H242ZM131 258V259H130ZM136 258H138V260L136 259ZM161 258H162V261H161ZM191 258V259H190ZM206 260H205V259ZM236 258V259H235ZM263 258V259H262ZM117 259V260H116ZM137 261H140V263L139 262H136V260ZM203 259V260H202ZM135 260V261H134ZM146 260V261H145ZM190 260V261H189ZM112 261V262H111ZM133 261V263H131ZM165 261V262H164ZM194 261V262H193ZM258 261V262H257ZM143 262V263H142ZM178 262V261H177ZM177 262H173V263H171V264H177ZM232 262V263H231ZM183 264H184V262H182ZM182 263H180V264H182ZM179 264V263H178Z\"/></svg>",
    "mask_w": 264,
    "mask_h": 264
}]
</instances>
